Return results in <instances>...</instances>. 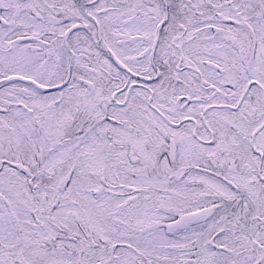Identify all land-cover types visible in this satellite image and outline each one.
<instances>
[{
    "label": "snow or ice",
    "instance_id": "1",
    "mask_svg": "<svg viewBox=\"0 0 264 264\" xmlns=\"http://www.w3.org/2000/svg\"><path fill=\"white\" fill-rule=\"evenodd\" d=\"M0 264H264V0H0Z\"/></svg>",
    "mask_w": 264,
    "mask_h": 264
}]
</instances>
